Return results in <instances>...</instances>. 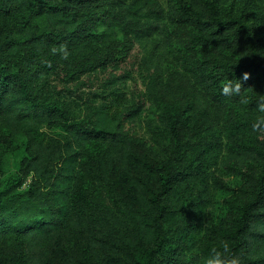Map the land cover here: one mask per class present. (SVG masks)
Here are the masks:
<instances>
[{"label": "trees", "instance_id": "obj_1", "mask_svg": "<svg viewBox=\"0 0 264 264\" xmlns=\"http://www.w3.org/2000/svg\"><path fill=\"white\" fill-rule=\"evenodd\" d=\"M259 28L209 0H0V264H200L224 240L264 264Z\"/></svg>", "mask_w": 264, "mask_h": 264}, {"label": "rangeland", "instance_id": "obj_2", "mask_svg": "<svg viewBox=\"0 0 264 264\" xmlns=\"http://www.w3.org/2000/svg\"><path fill=\"white\" fill-rule=\"evenodd\" d=\"M210 3L214 6L215 10L219 17L224 19L237 18L242 16L244 20L253 26L254 29H260V26L264 25V16L261 14L259 9V4L257 0H209ZM165 3V2H164ZM124 40L122 36H114L113 42L110 45V50L116 49L119 50L124 45ZM152 46V45H151ZM156 53L153 54L154 60L159 62L160 67L169 75L170 72L181 71L178 64L173 61V58L168 56L164 51L159 49H155ZM152 57V56H151ZM155 62V61H154ZM138 84L141 88H143V84L138 79ZM131 86V82L128 83ZM72 116L81 117L83 115L82 111L71 112ZM157 127V121L154 116V106L152 104H148L147 108L143 110L141 115L137 118L133 131L135 134L140 136L143 140L148 141L152 136V130ZM218 134H214L213 132H201L198 136V139L207 143L211 149H217L215 143L218 142L217 138ZM27 138L25 136L16 137L15 144L17 146V150L15 153L8 157L7 164V177L16 178L19 176L17 171V163L19 162L21 155L20 149L23 147Z\"/></svg>", "mask_w": 264, "mask_h": 264}, {"label": "clouds", "instance_id": "obj_3", "mask_svg": "<svg viewBox=\"0 0 264 264\" xmlns=\"http://www.w3.org/2000/svg\"><path fill=\"white\" fill-rule=\"evenodd\" d=\"M247 75L245 73V78ZM241 87V82L238 79H228L223 83L221 91L224 95L239 94ZM257 108L259 113H264V102L259 103ZM253 128L264 130V115L258 116L253 123ZM200 264H242V260L232 251L230 242L224 240L218 247H212L206 255H201Z\"/></svg>", "mask_w": 264, "mask_h": 264}]
</instances>
